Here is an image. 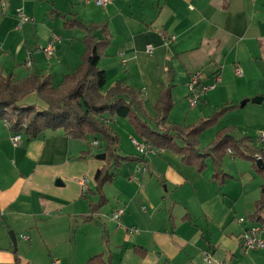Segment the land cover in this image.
<instances>
[{"label":"crops","instance_id":"1","mask_svg":"<svg viewBox=\"0 0 264 264\" xmlns=\"http://www.w3.org/2000/svg\"><path fill=\"white\" fill-rule=\"evenodd\" d=\"M17 8L33 20L20 24ZM102 25L94 33L110 36L98 63L106 73L103 92L122 81L151 121L164 90L172 101L169 121L186 128L229 107L214 124V139L230 127L244 139L247 155L257 148L254 155L264 158V100H251L264 96V0H113L105 6L0 0V76L50 74L57 86L81 64L88 28ZM54 35L59 39L50 54L45 48ZM199 71L202 84L215 86L191 106L189 82ZM24 101L47 106L36 92ZM105 116L121 137L118 152L144 161L114 166V178L103 186L106 201L95 210L92 203L101 198L95 174L109 162L97 157L105 153L101 137L20 132L15 145L0 119V264H264V248L246 249L240 241L246 227L264 226L255 218L264 174L252 159L229 148L221 162L208 156L199 170L170 149L143 154L131 141L142 138L128 118ZM207 147L199 141L200 149ZM81 178H88L87 191ZM118 207L125 208L121 225L112 218ZM259 213L263 220L264 209ZM132 226L138 231L130 234Z\"/></svg>","mask_w":264,"mask_h":264},{"label":"trees","instance_id":"2","mask_svg":"<svg viewBox=\"0 0 264 264\" xmlns=\"http://www.w3.org/2000/svg\"><path fill=\"white\" fill-rule=\"evenodd\" d=\"M95 29L103 30L105 26L88 28L81 64L66 74L57 86L53 85L50 74L30 75L18 80L12 74L0 76V119L8 123L13 133L24 132L28 137L35 138L47 130L62 129L75 138L83 139L91 134L106 142L105 153L109 162L95 174L101 198L97 203H92V210L106 201L103 186L114 178V166L129 160L144 161L143 156L122 155L118 152L119 135L111 125V118L105 116L106 113L128 118L144 141L157 149H170L183 155L184 160L197 164L199 170L205 169L206 157L212 156L215 162H221L231 148L236 155L252 159L256 168L264 174V170L257 166L258 158L254 155L260 150L252 148L251 154L247 155L244 139L237 138L230 127L220 129L210 146L203 150L199 148L201 132L216 124L229 107H223L186 128L169 121L172 101L164 90L153 105L155 115L151 121L145 118V111L135 90L122 81L103 92L106 73L98 63L105 53L110 36L106 31L105 36L100 38L94 33ZM33 92L46 103V107L24 101ZM257 206L255 218L264 221L259 213L264 209V184Z\"/></svg>","mask_w":264,"mask_h":264},{"label":"built area","instance_id":"3","mask_svg":"<svg viewBox=\"0 0 264 264\" xmlns=\"http://www.w3.org/2000/svg\"><path fill=\"white\" fill-rule=\"evenodd\" d=\"M83 3H96L102 6H105L107 4H109L110 2H112L113 0H81ZM17 15L21 23L24 22H28V21H32L33 18L26 15L23 11L22 8H17ZM59 38L57 36H53L52 39L50 40V42L48 43V45L46 46L45 50L48 53H53L56 49V41ZM169 39H174V36H170ZM147 51L149 52H153L154 47L151 44H148L146 47ZM27 65H31V55H28L27 57V61H26ZM242 68L237 67L236 68V73L237 74H242ZM201 72H195L193 73V75L191 76L190 82H189V88H190V95H189V104L191 106H195L201 96L208 90L214 88L215 84L211 83V84H202L200 82V76ZM12 142L17 145L20 142L21 139V133L20 132H14L11 136ZM132 143L134 144V146L136 147V149L140 152H142L143 154H148V153H152L155 151V147L142 140L139 139L137 137H132L131 138ZM259 141L264 144V128L260 131L259 133ZM94 144H98V140H93ZM230 153H233V151L231 149H229ZM257 158H261L260 155H257ZM80 183L82 184V187L84 189V191H87L88 189V178H81L80 179ZM125 213V208L124 207H118L116 209L113 210L112 212V218L118 223V225H121V218ZM240 222H245L246 219L245 217H240L239 218ZM138 231V228L135 226L129 227L128 228V232L130 234H133L135 232ZM264 231V226L262 225H252V226H248L245 228V230L243 231V233L241 234L240 237V241L242 243V245L246 248V249H258V248H264V238L261 236V233ZM22 237L24 239L29 238L27 235H22ZM205 259L207 260V262H212L213 261V255L210 252H206L205 254ZM61 261L60 260H55L53 261L51 264H60Z\"/></svg>","mask_w":264,"mask_h":264},{"label":"rangeland","instance_id":"4","mask_svg":"<svg viewBox=\"0 0 264 264\" xmlns=\"http://www.w3.org/2000/svg\"><path fill=\"white\" fill-rule=\"evenodd\" d=\"M201 121V120H200ZM111 125L113 126L112 122ZM114 128V126H113ZM115 130V129H114ZM115 132L119 135V133L115 130ZM25 134V133H24ZM217 134V132H216ZM120 135H119V143H118V147L120 144ZM199 141L201 140V146L202 147H207L210 145V143L214 140V123L212 125H210L209 127L205 128L200 136H199ZM103 140V139H101Z\"/></svg>","mask_w":264,"mask_h":264},{"label":"water","instance_id":"5","mask_svg":"<svg viewBox=\"0 0 264 264\" xmlns=\"http://www.w3.org/2000/svg\"><path fill=\"white\" fill-rule=\"evenodd\" d=\"M253 102H257V103H260L264 100V96H255L251 99ZM248 101V99H245L241 102V104H244ZM98 158H106V153H100L97 155ZM257 165L258 167L262 168L264 170V160L262 158H258V161H257ZM10 236L12 238V241H13V244H14V248L16 249L17 247V238H16V235L14 233V231H10Z\"/></svg>","mask_w":264,"mask_h":264}]
</instances>
